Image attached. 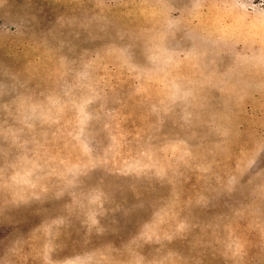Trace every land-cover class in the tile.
Instances as JSON below:
<instances>
[{"label":"rangeland","instance_id":"obj_1","mask_svg":"<svg viewBox=\"0 0 264 264\" xmlns=\"http://www.w3.org/2000/svg\"><path fill=\"white\" fill-rule=\"evenodd\" d=\"M0 264H264V0H0Z\"/></svg>","mask_w":264,"mask_h":264}]
</instances>
